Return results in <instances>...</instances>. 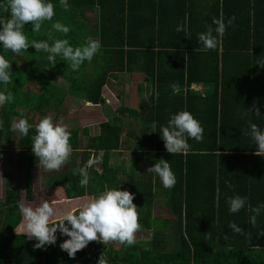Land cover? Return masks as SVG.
<instances>
[{"label":"trees","instance_id":"16d2710c","mask_svg":"<svg viewBox=\"0 0 264 264\" xmlns=\"http://www.w3.org/2000/svg\"><path fill=\"white\" fill-rule=\"evenodd\" d=\"M50 2L55 14L52 21L42 23L39 33L32 31L31 23L24 26L29 43L47 40L51 45L48 32L59 20L71 30L67 36L53 31L55 38L68 39L76 47L91 37L101 48L91 62L85 61L73 71L60 56L53 67L46 52L37 53L29 46L17 55L5 52L0 44V55L11 63L12 78L7 86L0 82V91L14 94L11 103L0 106V148L17 141L20 167L26 171V198L32 200L40 164L32 151L35 117L58 113L69 95L107 106L104 88L118 86L117 80L130 75L141 86L134 107L125 105L119 94L121 105L100 124L99 135L90 136L88 128L68 130L71 160L64 174L50 175L47 185L53 194L62 190L67 199L94 197L107 189L128 190L134 195L141 224L136 236L148 231L152 236L149 241L137 240L132 246L118 248L94 241V246L90 243L92 252L86 246L75 258L64 251L66 264H98L105 252L108 264H264V208L255 226L249 223L248 211L249 206L264 204V157L254 154L256 144L246 134L249 121L264 130V0H68L67 10L59 0ZM88 9H97L96 23L78 17L79 11ZM5 15L0 9V16ZM186 16L187 37L176 31ZM231 17H235L234 23L226 27L217 48L202 50L198 33L206 31L213 18H223L227 25ZM58 77L65 84L58 85ZM194 85L202 87L195 89ZM181 110L199 121L203 140L188 139V154L172 155L165 148L160 128ZM21 118L32 125L26 137L11 131V124ZM125 118L137 122L140 129L127 133L130 153L124 154L122 164L119 149ZM82 135L87 137L85 144ZM92 155L101 157L102 171L90 168L89 183L82 187L81 176L73 172ZM161 158L169 161L176 176L171 189L164 188L156 174L147 172ZM12 179L7 173L6 198L0 199V264H60L64 255L55 245L34 249L35 238L16 234L22 214L13 201ZM235 195L247 197L248 203L233 214L226 198ZM162 197L164 201H160ZM157 203L172 217L156 219ZM232 222L244 233H234L228 227ZM56 235L59 244L69 238L59 230Z\"/></svg>","mask_w":264,"mask_h":264},{"label":"clouds","instance_id":"9594fccd","mask_svg":"<svg viewBox=\"0 0 264 264\" xmlns=\"http://www.w3.org/2000/svg\"><path fill=\"white\" fill-rule=\"evenodd\" d=\"M59 2L65 10L70 8L68 0H59ZM0 9L6 14L0 16V44L3 45L5 52L11 50L19 55L31 46L37 53L41 51L48 53V60L53 67L56 64V57L60 56L63 61L69 62L68 66L73 71H78L85 61L91 62L101 48L100 42L91 37H88L85 44L76 47H73L68 39L55 38L53 31L67 36L71 30L59 20L51 25L48 32V37L52 40L51 45L47 40H32L29 43L23 31L24 26L31 23L32 31L39 33L44 21H52L55 12L54 4L50 0H4V3H0ZM187 20L186 16L184 23L176 28L178 33L185 32L186 37L189 34ZM234 20L235 17H231L226 25L223 18H213L212 23L206 26V31L198 33V41L203 45L202 50H215L219 38L224 36L226 27L231 26ZM212 25L216 27L213 28ZM10 69L9 60L3 54L0 55V82L5 86L12 83ZM13 100L12 91H0V106L11 103ZM253 108L255 115L259 116L261 113L255 103ZM247 111L250 112L251 109ZM2 123L0 121V126ZM31 127L27 119L21 118L11 124V131H19L26 137ZM249 127L250 132L246 134L250 135L256 144L254 154L264 157V130L251 121H249ZM35 130L36 135L32 139L34 155L45 170L58 171L66 164L73 152L72 145L69 143L71 133L67 130V125L62 121L54 123L51 116H45L35 125ZM203 132L204 129L199 121L187 110L173 114L167 121V125L160 128L165 148L172 155H187L191 147L188 139L201 142ZM102 163L100 157L93 155L83 167L74 170L73 175L78 173L81 176L80 185L86 187L90 180L88 170ZM147 172L156 174L166 189L173 188L177 182L169 161L163 158L149 167ZM133 200L134 195L128 190L107 189L83 201L77 207L67 210L57 208L55 201L45 200L35 207L19 203L22 220L15 232L17 235H26L28 240L35 238L38 243L33 246L34 249H44L45 245L56 244V232L59 230L61 235L69 237L59 246L70 258H75L78 251L83 250L93 241H98L106 247L113 242L132 246L136 244V233L141 230L138 208ZM226 200L229 212L233 214L240 212L248 203V198L240 195L227 197ZM262 208L264 204L248 207L250 225H256ZM54 217L59 219L54 220ZM228 227L238 234H243L245 231L235 222L230 223ZM105 253L100 255L98 264H108Z\"/></svg>","mask_w":264,"mask_h":264},{"label":"rangeland","instance_id":"374dc122","mask_svg":"<svg viewBox=\"0 0 264 264\" xmlns=\"http://www.w3.org/2000/svg\"><path fill=\"white\" fill-rule=\"evenodd\" d=\"M97 14L98 11L97 9H88V10H81L79 11L78 17L79 18H87L90 19L92 23H96L97 22ZM56 83L58 85H63L65 84V80L57 78L56 79ZM116 83V81H115ZM118 86L119 88L117 89V93L116 94H122L123 99H124V104L128 105L129 107H134V103L136 100V93L137 91L140 90L139 85H135L133 83H135L134 81H131L129 76L124 77L123 80H117ZM196 87L200 88L202 87V85H197ZM35 90H39V86L38 87H34ZM76 98L72 97L71 95L66 97V103L65 105L61 106V114L59 116V120L62 121L65 125L69 127H74L72 126L71 122H73L76 118H79L81 116V114L83 113V109L81 105H76L75 101ZM80 99H78L79 101ZM120 101V100H119ZM74 105L75 106V112L70 111V107ZM120 105H121V101H120ZM54 111L50 112V116L54 117L55 113H53ZM65 112V113H64ZM54 115H53V114ZM71 116V118L73 121H71L70 119H66V116ZM68 116V117H69ZM18 121V120H15ZM127 127V129H126ZM80 128V127H79ZM140 129V125L137 122H134L133 120L130 121H126V126L124 129V134H127V132H131V131H135V130H139ZM16 143L17 141L13 139L12 144L10 145H6L0 148V172L3 173H10L12 174L13 177V181H14V185H13V190H14V197H13V201L17 202V201H22V203H26V191H25V176H26V171L25 169L22 170V168L20 167V150H18L16 148ZM69 160V159H68ZM114 161H112L113 163ZM12 168H11V167ZM44 167L39 168L37 170L38 174H36L35 179H34V200L32 203L27 202V205H31V206H37L39 204H41L42 202H44L45 200H48L49 202L51 201H55L56 202V207L63 209V210H67V209H72L77 207L80 203H82L83 201H75L72 202L69 199H66V195L62 192V190L60 191V193H54L51 192L50 194V188L46 185L45 182V173L46 171L43 170ZM37 169V166H36ZM47 174V173H46ZM0 176L3 177V175L0 173ZM5 178V177H4ZM44 178V180H43ZM6 179V178H5ZM6 180L4 182H1L0 184V199L4 200L5 199V183ZM50 189V190H49ZM123 189V188H122ZM51 195V196H50ZM54 197H53V196ZM160 201H164V198H159ZM159 199H157L156 201L159 202ZM25 204V205H26ZM158 206L155 207L154 211L156 213H158L157 215L154 213V216L156 219H164V218H171L172 215L169 212V210L163 206V204H158ZM59 217H54V220H58ZM151 232H147V240H151ZM138 238V237H136ZM112 246H116L117 248L119 246H121L122 244L113 242Z\"/></svg>","mask_w":264,"mask_h":264},{"label":"crops","instance_id":"0c3cea01","mask_svg":"<svg viewBox=\"0 0 264 264\" xmlns=\"http://www.w3.org/2000/svg\"><path fill=\"white\" fill-rule=\"evenodd\" d=\"M129 77H130V75H128ZM58 78H60V79H62L61 77H58ZM114 83H115V81H114ZM133 84H135V83H133ZM135 85H138V84H135ZM139 87H141L140 85H139ZM119 88V86H116L115 84L114 85H112L111 87H105L104 88V90H103V95H104V97H105V99H106V101H107V106H102V105H93V104H90V103H87V102H85V101H82V100H79L78 101V99H76V100H74L75 101V104L77 105H81V106H83L82 107V109H83V113L81 114V116L79 117V118H76L74 121L72 120V119H74V118H71V116H66V119L68 120V119H70L71 121H73V122H71V124H72V126H74V128L76 127V128H78L79 130H83L84 128H88L89 129V131H90V136H97V135H99L100 134V124H102V123H104V122H106L107 120H108V118L110 117V115H111V113L112 112H114L119 106H120V101H119V97H120V95L119 94H116L117 93V89ZM139 93V91H137V93H136V96H137V94ZM134 105H135V103H134ZM133 105V106H134ZM70 111H73V112H75V106L74 105H72L71 107H70ZM65 113V112H64ZM53 114V113H52ZM60 114H61V111H59L58 113H55V116L54 117H52L53 118V122L54 123H59V122H61L60 120H59V116H60ZM54 115V114H53ZM41 119V117H35V121H37V122H39V120ZM131 119H129V118H125L124 119V122H126V121H130ZM125 126H126V123H125ZM80 127V128H79ZM70 129H72V127H69L68 128V126H67V130H70ZM124 129H125V127H124ZM126 129H127V127H126ZM130 131V130H129ZM128 131V132H129ZM136 132H137V130H135ZM139 131V130H138ZM127 132V133H128ZM131 132H129V134H130ZM127 134H124L123 133V135H122V139H121V143H120V151L119 150H117V151H119V152H122V164H123V162H124V159H125V156H124V154L126 153V154H129L130 153V151L128 150V143H127V136H126ZM86 141H87V137H85V136H81V142H82V144H85L86 143ZM93 156V155H92ZM126 157H128V155L126 156ZM101 158V157H100ZM71 159H69L67 162H66V164L65 165H63L58 171H47V170H45L44 168H43V170L44 171H46V173H45V181H46V185H47V180H48V178L50 177V175L51 174H57V175H61V174H64L65 172H66V166H67V164L69 163V161H70ZM116 161H117V159H116ZM119 162V161H118ZM75 163L78 165L79 163H80V156H79V154H77L76 156H75ZM0 166H1V163H0ZM128 166H129V164H126L125 166H123V168H122V170H121V175H123L124 176V171L128 168ZM43 166L42 165H40V164H38L37 165V170L39 169V168H42ZM91 170H93V171H98V172H101L102 171V164H100V165H95V166H93L92 168H91ZM2 175H3V177H1L0 176V184H1V182H4L5 181V178H6V173H3V172H0ZM36 174H38V172H36ZM119 176H120V174L118 173V180L119 179H121V177L122 176H120V178H119ZM5 177V178H4ZM36 177V176H35ZM43 180H44V178H43ZM4 184H6V182L4 183ZM49 188H51L49 185H47ZM52 189V188H51ZM54 190H51L50 191V194H51V192H53ZM51 196V195H50ZM53 196V195H52ZM54 197V196H53ZM91 197H93V196H85V197H81V198H76V199H69L70 201H71V203L72 202H75L76 200L78 201H85V200H87V199H89V198H91ZM67 199V198H66ZM155 214L157 215L158 213H156L155 212ZM137 235V234H136ZM136 237H138V236H136ZM142 241V240H145V241H148L147 240V235H140L138 238H136V241ZM98 242V241H97ZM91 243V242H90ZM93 246H94V241H93Z\"/></svg>","mask_w":264,"mask_h":264},{"label":"flooded vegetation","instance_id":"af4514ba","mask_svg":"<svg viewBox=\"0 0 264 264\" xmlns=\"http://www.w3.org/2000/svg\"><path fill=\"white\" fill-rule=\"evenodd\" d=\"M16 148H17V143H16ZM11 167V166H10ZM12 168V167H11ZM7 174V173H6ZM13 178V177H12ZM34 179H35V177H34ZM6 180V179H5ZM6 185V184H5ZM14 185V181H13V179H12V186ZM5 198H6V186H5ZM25 199H26V201L27 202H29V203H32L33 202V200H34V197H33V199L32 200H27V198L25 197ZM26 202V203H27ZM17 203L19 204V203H22V201H17ZM25 203V204H26ZM27 205V204H26ZM33 207H35V206H33ZM57 236V235H56ZM60 239V237H58L57 236V241H56V244H55V246L57 247V249L59 250V252L60 253H63V255H64V258H62L61 260H64V261H61L60 262V264H66V261H68V258H67V255L65 254V252L63 251V250H61V248H60V244L58 243V240Z\"/></svg>","mask_w":264,"mask_h":264},{"label":"water","instance_id":"95a60500","mask_svg":"<svg viewBox=\"0 0 264 264\" xmlns=\"http://www.w3.org/2000/svg\"><path fill=\"white\" fill-rule=\"evenodd\" d=\"M87 251L92 252V245L90 243L87 245Z\"/></svg>","mask_w":264,"mask_h":264},{"label":"built area","instance_id":"2783aa9c","mask_svg":"<svg viewBox=\"0 0 264 264\" xmlns=\"http://www.w3.org/2000/svg\"><path fill=\"white\" fill-rule=\"evenodd\" d=\"M195 89H200V88H198V87H196L195 85L193 86Z\"/></svg>","mask_w":264,"mask_h":264}]
</instances>
